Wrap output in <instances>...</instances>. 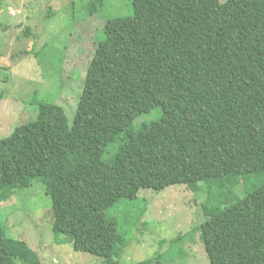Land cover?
<instances>
[{
  "label": "trees",
  "instance_id": "obj_1",
  "mask_svg": "<svg viewBox=\"0 0 264 264\" xmlns=\"http://www.w3.org/2000/svg\"><path fill=\"white\" fill-rule=\"evenodd\" d=\"M105 1L89 0L84 15ZM130 6L100 27L73 111L38 99L35 117L0 138V196L41 179L55 237L67 233L74 250L120 264L114 256L131 228L122 233L109 213L127 212L141 189L182 185L205 194L197 228L210 264H264V182H233L227 195L206 183L264 171V0ZM6 70L0 66V77ZM147 112L154 115L140 121ZM143 210L133 218L128 211L132 223H145ZM7 233L0 226V264L39 262L23 237Z\"/></svg>",
  "mask_w": 264,
  "mask_h": 264
},
{
  "label": "rangeland",
  "instance_id": "obj_2",
  "mask_svg": "<svg viewBox=\"0 0 264 264\" xmlns=\"http://www.w3.org/2000/svg\"><path fill=\"white\" fill-rule=\"evenodd\" d=\"M88 1L0 0V53L4 52L0 66L4 64L7 69L0 77V95L3 91L6 97L0 99V138L35 117L38 99L56 101L69 113L77 106L85 68L100 40V27L109 18L131 9V0H106L99 12L85 16L83 5ZM49 15L54 16L47 18ZM26 31L28 36H24ZM33 41L39 50L37 56L29 54L34 49ZM23 49L25 54L12 57L14 51ZM26 79L30 80L24 82ZM34 88L38 89L36 93L32 92ZM151 112L142 114L140 121L151 118ZM117 145L108 146L106 159ZM242 180H246L243 186L252 189L264 182V171L206 183L214 194L227 195L232 183L242 185ZM241 189L238 185L237 192ZM15 192L6 199L0 196V226L12 237H23L29 243L38 256L37 264H104L102 257L74 250L71 235L61 233L55 237L52 200L41 179ZM204 196L182 185L161 192L141 189L135 202L127 207L131 216L126 205L109 213L115 216L122 233L131 228L128 243L114 259L120 264H210L197 228L206 218ZM140 208L144 209V226L140 221L132 223ZM15 263L20 261L16 259Z\"/></svg>",
  "mask_w": 264,
  "mask_h": 264
}]
</instances>
